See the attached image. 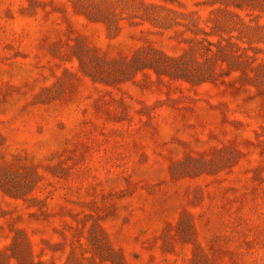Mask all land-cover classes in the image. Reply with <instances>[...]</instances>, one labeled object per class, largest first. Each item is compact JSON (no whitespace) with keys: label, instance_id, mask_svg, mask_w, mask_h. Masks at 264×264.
I'll list each match as a JSON object with an SVG mask.
<instances>
[{"label":"rangeland","instance_id":"374dc122","mask_svg":"<svg viewBox=\"0 0 264 264\" xmlns=\"http://www.w3.org/2000/svg\"><path fill=\"white\" fill-rule=\"evenodd\" d=\"M0 264H264V0H0Z\"/></svg>","mask_w":264,"mask_h":264}]
</instances>
